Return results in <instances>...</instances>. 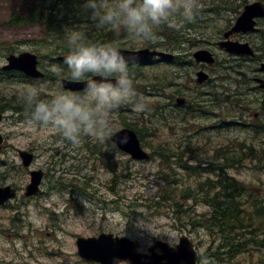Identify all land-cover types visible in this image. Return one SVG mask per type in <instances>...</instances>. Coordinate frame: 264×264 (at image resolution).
I'll use <instances>...</instances> for the list:
<instances>
[{"label":"rangeland","instance_id":"374dc122","mask_svg":"<svg viewBox=\"0 0 264 264\" xmlns=\"http://www.w3.org/2000/svg\"><path fill=\"white\" fill-rule=\"evenodd\" d=\"M215 1L222 5H226L227 2L229 4L233 2V5L236 3L234 0ZM14 5L17 7L13 8ZM48 5L59 12V19L64 20L61 17L63 12H66L68 18H66V23L60 20L52 21L50 29L71 30L74 27H81L82 23L76 18L78 7L75 6V2L59 4L48 0H0V64L1 53L7 54V49H10L9 53L13 55H19L21 52L35 54L38 56L39 68L46 75L43 76V81L56 85L59 78H69L67 66L54 58L67 53L59 54L56 51L55 46L61 38L55 39L52 34H50V45L42 42L45 24L37 22V14L47 16L52 13L44 9ZM18 6L21 8L19 9ZM224 9L217 7L216 12L199 10L195 18L196 22L206 21L211 27L226 25L227 20L232 19L237 12L225 13ZM13 14L14 19L9 23ZM41 18L46 20L42 16ZM190 24L175 29L174 37L169 42L176 52L193 44V36L189 34ZM166 27L168 26L161 28ZM260 27L264 30V19L260 21ZM181 29H188L187 33H181ZM116 30L125 32L123 28ZM183 35L189 38L185 43L187 45L185 48L179 43L180 38H186ZM219 41L221 38L201 49L213 52ZM239 41H247L253 48L252 50L259 52L260 55L257 58H249L247 55H231L221 48L223 54L218 57L212 70L205 73L204 81V83L210 80L222 81L234 85V90L221 91V94L233 103L242 100L243 92L250 85L248 78L246 80L244 76V71L259 73L260 60L264 61V35L244 36ZM165 44L168 45L167 42L159 41L154 46L163 51ZM244 57L249 59H244ZM52 64L64 68V73L59 75L51 73L48 68ZM156 69L158 67L145 71L150 72ZM0 74L3 73L0 72ZM181 78L183 89L180 91L182 93L197 96L200 100H207L210 97L209 88L199 91L186 88L189 85L187 83L188 73L183 72ZM7 80L19 81L13 76L8 77ZM22 88L16 83H0L2 102L6 100L10 104H16L13 101H17V98L13 96H21ZM177 88L179 89V86ZM55 90V88L52 89V91ZM147 93L155 94L156 92L148 91ZM259 103H261L260 109H263V101L260 100ZM144 104L145 107L142 110L137 111L132 108L128 113L122 112L118 116H113L115 127L105 134V137H108L122 128L135 130L136 134L140 130L139 138L151 155V159L143 162L132 161L127 155L114 153L105 145V138L95 145L93 141L97 140L84 137L79 146L73 147L62 143L59 137L52 132L29 129L16 116H7L4 119L1 128H3V134L9 135L11 144L20 148L30 143L37 145L39 158L34 162L33 168L44 171L46 169L47 175L38 196L30 200L23 199L22 202L11 203V206L18 208L19 215L18 220L11 222L12 225L9 223L12 210L10 208L0 209V264H84L76 254L75 236H92L100 230L133 239L141 251L151 240L162 239L170 243L177 242L181 235H186L198 247L199 264H205V261L208 264H264L260 259V253L264 252L252 249L260 243L258 239L261 232L253 226L245 225L243 218L242 223L236 226L228 219L222 223H216L213 229L207 226L206 231L210 236L204 231L201 225L205 224V220L210 217L209 206L202 201L201 191L205 188L195 193L179 192V188L175 189V197H177L171 201H179L181 207L174 208L172 202L169 205L168 200L160 197L161 194L167 193L159 191L166 185L164 181L170 183L174 176L171 173L161 175V172L167 169L163 159L166 149L159 145L165 141L171 145L172 140L174 145V139L178 138L179 132L183 129L180 125L174 130L165 128V121L160 119L165 107V99L160 94V90L155 95L146 98ZM137 115L140 118L139 124L145 125L153 122L152 125L155 127L142 126L133 130L124 126V124L133 123ZM209 125L217 132L224 131V125L215 110L210 113ZM143 128L149 129L143 132L145 138L141 136ZM174 131L178 133H173ZM248 134L250 131L242 133L236 130L229 135L238 140L239 138L244 139ZM247 138L255 142H246L247 144L264 149L263 137ZM190 139L191 136L185 137L183 143H188ZM220 139L223 140V138ZM219 143L216 139L212 141L214 146ZM233 143V146L238 148L239 142L234 141ZM82 146L86 147V150ZM244 151L246 154L242 157V166L230 170V174L246 183L250 194L258 197L264 193V156L253 164L251 154L247 150ZM8 159L15 162L14 154ZM57 189L62 192L58 194ZM67 199L70 201L67 202ZM242 201H250V196L246 191H244ZM159 202L160 205L156 204ZM33 212L40 217L39 223H35L30 218ZM49 213L55 217L49 219ZM221 227L225 228L224 232L220 231ZM247 234L249 237L243 239V236ZM237 241L243 244L234 249L240 250L235 251L229 258H224L222 256L224 253L213 257L214 252L207 250L208 245L216 242L226 246L229 251L233 248L232 245L237 244L233 242ZM261 244L264 246V240Z\"/></svg>","mask_w":264,"mask_h":264},{"label":"clouds","instance_id":"9594fccd","mask_svg":"<svg viewBox=\"0 0 264 264\" xmlns=\"http://www.w3.org/2000/svg\"><path fill=\"white\" fill-rule=\"evenodd\" d=\"M75 6L88 13L97 29L123 28L133 41L149 44L163 40L162 26L180 29L194 21L200 8L198 0H75ZM64 43L67 76L83 87L65 89L60 81V89L49 93L45 84L29 83L21 89V100L29 129L52 132L75 147L84 137L103 140L115 127L113 116L121 106L139 111L145 104L131 75L136 61L118 44L88 40L83 26L67 31ZM48 70L57 75L65 71L57 64ZM30 218L40 222L35 212Z\"/></svg>","mask_w":264,"mask_h":264},{"label":"water","instance_id":"95a60500","mask_svg":"<svg viewBox=\"0 0 264 264\" xmlns=\"http://www.w3.org/2000/svg\"><path fill=\"white\" fill-rule=\"evenodd\" d=\"M264 17V5L262 2H253L247 5L240 16L236 19L231 29L224 33V37L228 38L229 35L237 32L252 31L254 26V18ZM231 53H249V50L238 42L224 41L220 45ZM126 57L134 58L136 62H148L153 56L165 55L151 51L148 48L140 49L137 51H127L120 48ZM194 58L197 61H204L212 63L213 58L211 54L204 50H199L194 53ZM9 64L4 69L18 70L24 73L26 76L33 78H41L42 74L36 67V58L30 53H22L17 57L9 56L7 58ZM198 82H202L206 79V75L203 72H198ZM99 79V78H97ZM62 86L65 89L78 90L83 87V83L60 80ZM59 81V82H60ZM261 86L264 87V81H260ZM1 118V115H0ZM114 142L118 147L127 153H129L133 159L141 160L147 158L146 153L140 148L139 141L134 132L128 129L118 131L112 136ZM1 142V136H0ZM24 163L27 165L30 162V158L26 154H22ZM40 175L34 174L32 182L38 181ZM35 191V183L28 187V194ZM13 197V193L9 188H0V203ZM78 254L89 261L99 262L101 264H121V262L127 261V264H194V255L184 245L183 240L178 246V249L166 248L164 245H160L163 254L157 255L149 251V254L134 253V244L127 238H113L111 235H100L98 238L90 239H77ZM165 260V262H163Z\"/></svg>","mask_w":264,"mask_h":264},{"label":"trees","instance_id":"16d2710c","mask_svg":"<svg viewBox=\"0 0 264 264\" xmlns=\"http://www.w3.org/2000/svg\"><path fill=\"white\" fill-rule=\"evenodd\" d=\"M199 4H200V11H215L217 9V7H222L223 9L225 8H230L231 12H237L239 7L241 6V1L243 0H234V2H236L233 5L232 3H228L226 5H222V4H218L215 0H198ZM69 2V1H67ZM240 2V3H239ZM65 3L63 2H59V4H63ZM44 9H48L50 10L52 13H49L47 16H43L42 14L38 13L37 14V22L39 23H44L45 24V30L43 31V36L50 39V34H52L55 39L56 38H61L60 40H58V45L55 46L57 47L56 51H58L59 54L62 53H67V48L65 47V33L67 31H70L68 29H50L49 27L52 25L51 22L52 21H63L66 23L67 21V15L66 12H63L61 17H63L64 20H61V18L59 19L60 15L59 12H57L55 9H53L50 5H48V7H45ZM224 9V10H225ZM15 16V15H14ZM14 16L11 18L10 22H12V19H14ZM41 16L46 19L43 20L41 18ZM67 18V19H66ZM76 18L78 19L79 22L85 23L87 24V27H85V35L87 37L88 40L90 41H94V42H109L110 40H103L100 38H110L112 30L109 27H104V28H100L97 29L94 25H89L90 23H93V21L90 19L88 13L83 12L81 10H77L76 11ZM195 21H197L196 19H194ZM24 23H26V21H24ZM77 28V27H74ZM73 28V29H74ZM86 28L88 29V32L86 30ZM72 30V29H71ZM188 29L183 30L181 29L180 32H184V34H186ZM185 36V35H183ZM186 38L183 39H179V43L182 45V47L185 48V46H187L185 43L186 41H188L189 38H187V36H185ZM114 38V37H113ZM112 41V40H111ZM43 42V40H42ZM118 44L119 46H124L125 41L122 42H113ZM177 43V44H179ZM47 45H50L49 42L46 43ZM188 48V47H187ZM186 48V49H187ZM160 50V49H159ZM134 80H143V76L142 74L138 73L133 77ZM141 81V82H142ZM158 83V82H155ZM155 83H151V89L158 91L159 85H156ZM218 92L216 91L214 93V96L217 97ZM1 103H0V107H1ZM15 111H17V107L14 106L13 107ZM120 110H123L125 108H119ZM136 118L133 120V123H127L124 124V126L130 127L133 130L136 129L137 127H142V126H146L151 128L148 124L145 125H141L139 124V116H135ZM149 129L147 128H143L141 131V136H143L145 138V135L143 132H147ZM137 135H140V130L137 132ZM255 152H260L262 151L264 153V150L261 149H254ZM177 155V154H176ZM233 163L237 162L239 160V158L237 157H230L229 158ZM164 174V176L166 175V173H162ZM220 178L218 180H216V184L215 186L217 188H213L211 186V184L209 183L210 180H207V182H205L207 187H211L210 189L205 188V190L201 191L202 192V201L204 203L207 204V206H209V211H210V217H208L205 220V225L208 227H211L212 229L216 226V223H222L224 221H226L227 219L231 221V223L238 224V223H242V217L240 216H235V215H246L247 218L251 221H253L255 218H259V219H264V195H261L259 197H253L250 195V191L247 189L246 185L243 182H240L239 180H236L234 178H226L223 174L219 175ZM173 182V181H172ZM172 182H170V186L166 189H161L159 191H164L167 193H163L161 194V198L164 200H168L167 204H171V202L174 204V208L175 207H181L180 202L179 201H171L174 200V197L176 195V190L175 188H173L174 184H172ZM196 190H182L181 192H187V193H195ZM244 191H246L249 196H250V201L249 202H244L243 200V196H244ZM212 193V194H211ZM177 197V196H176ZM175 197V198H176ZM182 199V197H181ZM158 205H160L159 203H156ZM168 205V206H169ZM171 208V209H174ZM229 217V218H227ZM230 223V224H231ZM234 226V227H235ZM225 228L221 227L220 231L224 232ZM233 243H237L235 245H232V249H230L228 252L229 253H234L235 251H239V250H234L238 247H240L243 243L240 242H233ZM239 243V244H238Z\"/></svg>","mask_w":264,"mask_h":264},{"label":"flooded vegetation","instance_id":"af4514ba","mask_svg":"<svg viewBox=\"0 0 264 264\" xmlns=\"http://www.w3.org/2000/svg\"><path fill=\"white\" fill-rule=\"evenodd\" d=\"M260 21H257V25L260 27ZM192 29V27L189 26V34H192L193 36V40H195L198 36V32L196 30H190ZM174 31L171 34L167 35V32H165L164 36H163V40L162 42H167V44H165V48H164V52H167L169 54L173 55V58L170 60H165L159 62V65L161 66V70L163 72L162 74V79L160 82V86H159V90H160V94L162 95V97L165 99V107H164V111L167 114H171L175 117L177 116H181L183 114L184 111L186 110H191L194 111L195 110V106H197V103L199 102V99L197 96H191V95H186L184 93H182L180 91V89H183V82H182V74L183 72L188 73L189 75V79H188V86H186L187 89H193L195 91H199L200 89H205L208 88L211 83L213 81H209L207 83H203L202 85L198 84L196 81V73L199 70H205L206 72H209L210 70H212V67H208L205 64L202 63H195L192 60V53L189 54L188 52V48L187 49H183L180 52H176L174 50V46H172L170 44V40H172V38L174 37ZM261 33L260 31L254 34H248L247 36H259ZM264 35V32L261 34V36ZM244 36H240L239 38H243ZM263 41V40H262ZM241 42V41H239ZM219 43V42H218ZM217 43V45H218ZM241 43H248V42H241ZM191 47H193L192 45H190ZM216 51H217V55H215L216 57H219L220 55L223 54L222 51L218 50V47H215ZM253 49V48H252ZM253 52V51H252ZM246 53H244L245 55ZM258 55H260L259 52H256V56L258 57ZM256 57V58H257ZM244 59H249L248 57H244ZM252 60V59H250ZM246 62V60H244ZM261 62L263 60H260ZM260 62V64H261ZM246 64V63H245ZM146 68V67H144ZM259 73H249L244 71V76L247 80H249L250 83H252V87H251V92L252 94H263L264 96V91L261 90L258 85L255 83V79L258 77ZM264 77V76H263ZM179 86V89L177 88ZM249 89V87L247 89H245V91L243 92V95L245 96V99L248 98V94H247V90ZM171 99V100H170ZM255 108L260 109L261 103L255 102ZM256 115V114H255ZM181 128L185 131H188L190 129L193 130V132L191 134L186 133L185 135L183 134H179L178 138L174 139V145H173V140H172V144L169 145L168 142L165 141V143H163V146L165 149H168V147L174 148L172 151L173 152H180V154H184V156H190L192 157L193 155V151L190 150V145L189 142L188 143H183L185 137H189L191 136V139H197L198 135L196 134L199 131V123L196 121H192L189 118H182L181 119V124H180ZM211 128V127H210ZM190 139V140H191ZM189 140V141H190ZM34 143H30L27 144L26 146H21V149H25L31 153H33V155L35 156L39 151H38V147L37 145H33ZM173 145V146H172ZM14 146L7 144L5 145V149L4 152H8L9 150H13ZM15 148H20L17 145L15 146ZM82 148H84V146H82ZM0 183L3 186V143H2V147H1V173H0Z\"/></svg>","mask_w":264,"mask_h":264},{"label":"bare ground","instance_id":"6f19581e","mask_svg":"<svg viewBox=\"0 0 264 264\" xmlns=\"http://www.w3.org/2000/svg\"><path fill=\"white\" fill-rule=\"evenodd\" d=\"M259 1H262V0H259ZM262 19H264V17H256V18H254V20H255V22H256V24H257V21H259V20H262ZM242 42V41H241ZM241 42H239V44L240 45H242L243 47H245V48H247L248 50H249V52H252L253 50H252V48H251V46L249 45V43H241ZM247 42V41H246ZM223 48V47H222ZM124 50H127V49H124ZM201 50H204V51H207V52H209L208 50H206V49H201ZM223 50H225L226 52H228L225 48H223ZM127 51H136V50H134V49H131V50H127ZM254 52V51H253ZM27 53H29V52H27ZM210 53V52H209ZM229 54H231V55H244V53H231V52H228ZM30 54H32V53H30ZM32 55H34L35 56V58H36V67H37V69L39 70V72L42 74V80L44 79V77L43 76H46L45 74H44V72L39 68V60H38V56H36L35 54H32ZM66 55V54H65ZM65 55H60V56H57V57H55L54 59L56 60V61H58V62H62L63 61V59H64V56ZM246 55V54H245ZM11 56H14V57H17V56H19V55H13V54H11ZM162 63V62H161ZM262 66H264V61H262L261 62V64H260V68L262 67ZM0 72H2L3 73V70L1 69L0 70ZM11 76V75H10ZM10 76H8V77H10ZM96 78H99V77H96ZM60 80H68V81H72V80H69V79H58L57 81H58V83H59V81ZM73 82H77V81H73ZM78 83H82V82H78ZM171 100V99H170ZM123 129H128V130H131V129H129V128H122V129H120V130H123ZM120 130H117V131H115L114 133H117L118 131H120ZM113 134V133H112Z\"/></svg>","mask_w":264,"mask_h":264}]
</instances>
